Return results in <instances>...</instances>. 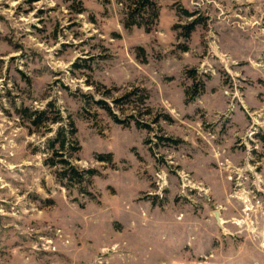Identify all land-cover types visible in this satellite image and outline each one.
I'll use <instances>...</instances> for the list:
<instances>
[{
  "label": "rangeland",
  "instance_id": "374dc122",
  "mask_svg": "<svg viewBox=\"0 0 264 264\" xmlns=\"http://www.w3.org/2000/svg\"><path fill=\"white\" fill-rule=\"evenodd\" d=\"M154 1L0 0V264H264V0Z\"/></svg>",
  "mask_w": 264,
  "mask_h": 264
},
{
  "label": "trees",
  "instance_id": "16d2710c",
  "mask_svg": "<svg viewBox=\"0 0 264 264\" xmlns=\"http://www.w3.org/2000/svg\"><path fill=\"white\" fill-rule=\"evenodd\" d=\"M125 10H126V18L124 20V26H141L143 25L146 29H148V24L142 22L144 15L148 14L154 20L158 17V7L154 0H126ZM144 23V24H143ZM195 25V21L190 22L185 26H181V29L184 31V37L188 38L190 32L192 31ZM111 93L110 90H106L102 96H109ZM132 93H125L121 98H112L111 97V105L117 104L120 99L128 98ZM86 98L93 100V93L88 92L83 94ZM100 97L97 100H93L98 105H101L102 108L108 110L109 113L113 116L114 120L121 121L117 118L116 113L111 112L110 103L106 98ZM141 103L145 105V100L141 98ZM50 107H52L51 103H48L45 107L41 109H30L24 108L25 113H27L28 121L34 125L39 126L43 125L45 130L50 129L51 124H57V129L54 131V135L47 139V146L52 151L53 157H58V160L55 161L53 157H50L49 163L51 165H60L59 171L57 172V178L62 181V179L67 180L70 184L73 183H83L86 179L93 176L95 171L92 169H79L75 165L72 164L71 160L65 156V152H69L71 150L78 151L79 146L75 141V127L72 120L68 118L65 120L62 112L57 108L55 112L51 115ZM169 140V138H165ZM103 160L109 161L111 158L110 154L106 156H101Z\"/></svg>",
  "mask_w": 264,
  "mask_h": 264
},
{
  "label": "bare ground",
  "instance_id": "6f19581e",
  "mask_svg": "<svg viewBox=\"0 0 264 264\" xmlns=\"http://www.w3.org/2000/svg\"><path fill=\"white\" fill-rule=\"evenodd\" d=\"M248 208L246 207L245 208V210H247ZM218 220V223H222V220L219 218V219H217ZM237 223H240V222H238V221H236Z\"/></svg>",
  "mask_w": 264,
  "mask_h": 264
}]
</instances>
